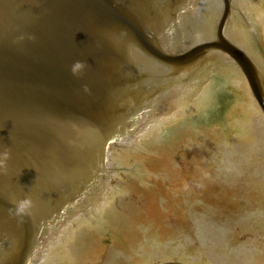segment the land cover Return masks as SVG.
I'll list each match as a JSON object with an SVG mask.
<instances>
[{"label":"water","instance_id":"1","mask_svg":"<svg viewBox=\"0 0 264 264\" xmlns=\"http://www.w3.org/2000/svg\"><path fill=\"white\" fill-rule=\"evenodd\" d=\"M255 3L0 0V264H75L101 216L111 232L127 221L129 250L106 264H264V70L243 34L249 10L264 42Z\"/></svg>","mask_w":264,"mask_h":264},{"label":"flooded vegetation","instance_id":"2","mask_svg":"<svg viewBox=\"0 0 264 264\" xmlns=\"http://www.w3.org/2000/svg\"><path fill=\"white\" fill-rule=\"evenodd\" d=\"M256 4H259L260 9H262V8L264 9V0H256L255 5ZM243 12L244 11H242V13ZM247 13H248L247 15H246V13L243 15V19L246 20V23L244 24V25H246V27L243 28L244 29L243 34L245 37L244 39L246 41L245 44L257 53V55H258L257 57L259 59V65L261 68L264 69V42H263L262 36H260L262 28L259 26V23H260L259 20H257L255 17H253L249 14V10ZM239 20L242 23V19L239 18ZM260 61H261V63H260ZM219 70L222 71L223 67H219ZM126 223H127V221L124 218H119L118 222H117L118 229L116 231L111 232L109 230V226H107L105 229H103V232L101 233L102 236H99L97 241H94L95 243H97L96 244L97 249L95 250V252L92 255H88V256L82 255V256H79V258L75 257L76 258L75 264H106V262L108 261L107 255H108L109 250H110L109 248L112 246L116 247V245H119L120 248H124V249L129 250L127 247L126 238L123 236L125 234L121 233V230L124 229ZM258 231H259L260 235H263L262 228H260ZM232 241H236L237 243H240L237 240H232ZM163 242H165V241H163ZM103 244H105V246H106L105 250L102 248ZM232 244H234V242ZM146 245H147V243H146ZM149 245H147L146 247H148ZM151 245H152V243H151ZM103 250H104V252H103ZM163 256L164 257L168 256V257H165V258L164 257H157L155 255H151L148 257L144 254L139 255V257L142 258L141 264H159L160 262H163V261H171V262H175L177 264H191L190 261L181 257L180 255L170 254V255H163ZM86 258H90V259L93 258V259L92 260L89 259V261H87ZM60 264H71V261L64 259L61 261ZM118 264H127V263L125 260V261H122Z\"/></svg>","mask_w":264,"mask_h":264},{"label":"clouds","instance_id":"3","mask_svg":"<svg viewBox=\"0 0 264 264\" xmlns=\"http://www.w3.org/2000/svg\"><path fill=\"white\" fill-rule=\"evenodd\" d=\"M84 68V62L81 60H75L70 66V71L73 75H78L80 71ZM84 90L87 91V85H84ZM11 152L5 147L3 150H0V173L6 172L8 170V161L10 160ZM11 207L9 212L19 218H23L27 215H30L33 201L27 196H18L10 201Z\"/></svg>","mask_w":264,"mask_h":264}]
</instances>
